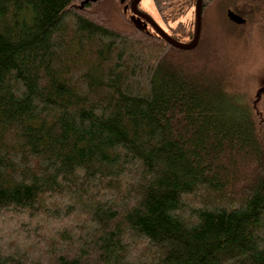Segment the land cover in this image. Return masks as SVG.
Here are the masks:
<instances>
[{
  "label": "trees",
  "instance_id": "1",
  "mask_svg": "<svg viewBox=\"0 0 264 264\" xmlns=\"http://www.w3.org/2000/svg\"><path fill=\"white\" fill-rule=\"evenodd\" d=\"M201 47L120 0H0V264H264V88Z\"/></svg>",
  "mask_w": 264,
  "mask_h": 264
},
{
  "label": "rangeland",
  "instance_id": "2",
  "mask_svg": "<svg viewBox=\"0 0 264 264\" xmlns=\"http://www.w3.org/2000/svg\"><path fill=\"white\" fill-rule=\"evenodd\" d=\"M148 2L145 0L143 5L148 6ZM236 2L238 3L231 0H218L207 7L203 16L201 42H199L202 43V47L196 54L199 57L203 55L201 59L204 62L209 55L211 70H217L220 74L226 75L228 84L226 89L230 94L244 96L245 100H250L261 88H264V34L254 36L253 40L248 41L246 36L248 27H242L246 22L238 25L230 21L227 12L228 9L235 11L241 1ZM167 17H170L167 24L158 17V14H155L153 19L168 34H171L173 28L180 27V34L184 35L186 40L180 41L189 43V40L193 39V36L190 39L189 36L190 32L195 31L196 21L195 8H191L190 2L180 14ZM261 17L262 15L257 16V14L253 17L245 15V20H249L248 22L252 24L259 21ZM258 24V30L263 31L264 21ZM147 31L156 33L151 29Z\"/></svg>",
  "mask_w": 264,
  "mask_h": 264
},
{
  "label": "flooded vegetation",
  "instance_id": "3",
  "mask_svg": "<svg viewBox=\"0 0 264 264\" xmlns=\"http://www.w3.org/2000/svg\"><path fill=\"white\" fill-rule=\"evenodd\" d=\"M123 1V11L125 14L128 15L129 18L132 19L133 22H135L137 25L140 23L141 28L145 30H154L153 26L148 22L147 18H154L155 14H158L160 9L155 5V3L152 0H148L149 4L148 6H144L145 0H120V2ZM189 0H181L178 5H171L168 3V0H165L164 3L161 6L162 11L165 13L166 16H172L180 14L181 11L187 6ZM197 1L195 0V14H196V5ZM235 1L237 0H231ZM239 6L237 5L235 10H237L239 13H242L244 16L250 15L251 17L255 16V14L264 12V0H238ZM126 9V10H125ZM232 9H228V12ZM233 11V10H232ZM227 12V13H228ZM235 12V11H234ZM241 17V16H240ZM154 20V19H153ZM155 21V20H154ZM155 31V30H154Z\"/></svg>",
  "mask_w": 264,
  "mask_h": 264
},
{
  "label": "water",
  "instance_id": "4",
  "mask_svg": "<svg viewBox=\"0 0 264 264\" xmlns=\"http://www.w3.org/2000/svg\"><path fill=\"white\" fill-rule=\"evenodd\" d=\"M203 2L204 0H198L196 5V28L194 39L189 43H182L172 38L167 32H165L152 18H147L148 22L153 26L157 35L163 38L169 45L184 51L195 50L200 42L202 33V19H203ZM123 4V1L121 2ZM126 10V9H125ZM228 18L235 24L242 25L246 22L245 19L240 17L233 11L228 12ZM140 26V23L138 24Z\"/></svg>",
  "mask_w": 264,
  "mask_h": 264
}]
</instances>
